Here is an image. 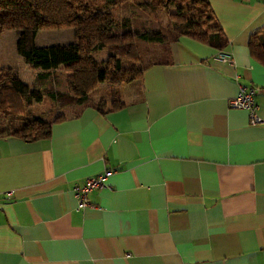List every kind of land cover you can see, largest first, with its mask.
<instances>
[{
	"label": "crops",
	"instance_id": "obj_1",
	"mask_svg": "<svg viewBox=\"0 0 264 264\" xmlns=\"http://www.w3.org/2000/svg\"><path fill=\"white\" fill-rule=\"evenodd\" d=\"M206 2L223 50L147 43L139 79L107 90L117 103H52L67 113L47 138L0 139V264H264V67L246 46L264 1ZM238 86L261 124L227 106ZM107 169L79 207L73 190Z\"/></svg>",
	"mask_w": 264,
	"mask_h": 264
},
{
	"label": "trees",
	"instance_id": "obj_2",
	"mask_svg": "<svg viewBox=\"0 0 264 264\" xmlns=\"http://www.w3.org/2000/svg\"><path fill=\"white\" fill-rule=\"evenodd\" d=\"M118 3L113 0H0V35L19 32L16 52L34 71L33 89L25 94L26 87L19 80L17 70L0 67V139L33 142L47 138L51 125L64 116L58 114L53 120L45 121L27 113L32 101L38 102L43 96L60 108L88 105L89 95L97 85L106 83L114 89L139 79L144 65L135 40L161 45L169 39L186 37L217 51L227 45L206 0L137 3L136 7L144 12H163L167 16L168 26L163 31L131 30L128 20L116 21L113 8ZM123 27H129L130 31L114 32L115 28ZM62 30H73L70 43L34 45L37 32ZM246 46L250 57L264 67V26L249 36ZM103 50L108 53L104 61L93 58ZM63 74L67 93L54 91L52 87L59 85ZM117 102L113 92L110 105ZM93 106L101 112L105 103L99 101Z\"/></svg>",
	"mask_w": 264,
	"mask_h": 264
},
{
	"label": "rangeland",
	"instance_id": "obj_3",
	"mask_svg": "<svg viewBox=\"0 0 264 264\" xmlns=\"http://www.w3.org/2000/svg\"><path fill=\"white\" fill-rule=\"evenodd\" d=\"M115 2H120L116 5V8H113V16L116 21H120L123 19H126L129 21V27L131 30H152V29H158L163 31L168 26V19L163 12L161 13H155L152 14L150 12H144L136 7V4L144 1V0H131L129 2L124 0H113ZM172 10V9H171ZM126 23H128L126 21ZM129 27H123L121 29L115 28V33L120 34L124 30H129ZM71 32H73L71 30ZM16 31H8L5 33H2L0 35V67L3 68H11L16 69L18 72V76H21V79L24 83H26L28 92L33 89L32 87V77L34 74L33 70H30L28 67H26V64L23 62V59L17 54L16 48H15V39H16ZM68 33H66V30L63 31H47V32H37L35 39H34V45L37 47L41 46H48V45H58L62 44L64 42H68ZM134 44L137 46L139 57L141 59H145L143 64H146V56L152 57L153 52L157 51L159 46H153V45H147L139 41H134ZM64 45V44H63ZM108 53L106 51H100L93 55V58H95L97 61H104L107 57ZM150 61H154V59L147 58ZM148 62V63H149ZM142 64V65H143ZM59 74H61L60 70H57ZM64 74L60 75L59 79V85H54L53 90L67 93V89L65 86V80H64ZM46 88H49L46 86ZM113 88H110V86L106 83L97 85V89L94 90L89 95V101L90 104L92 100H98L102 101L103 103H108L110 101L108 99L107 90L112 92ZM52 89L50 91H53ZM110 95V94H109ZM42 101L41 104H36L37 102L33 103L29 108L28 112L34 116H38L37 113L41 112L42 119L44 120H50L51 118H54V116L57 114V112L61 114H66V109L58 111L50 101H48L44 96L40 100ZM33 102V101H32ZM96 102V103H97ZM95 104V103H94ZM110 104V103H109ZM54 107V108H53ZM52 110V112H49ZM68 115V114H67Z\"/></svg>",
	"mask_w": 264,
	"mask_h": 264
},
{
	"label": "built area",
	"instance_id": "obj_4",
	"mask_svg": "<svg viewBox=\"0 0 264 264\" xmlns=\"http://www.w3.org/2000/svg\"><path fill=\"white\" fill-rule=\"evenodd\" d=\"M221 61L227 62V64H232V62L228 59H221ZM255 94L256 90L254 87L238 86L236 97L227 101V106L229 108L243 110L247 112L248 123L250 125H258L262 122V120L258 117L256 113V106L254 103ZM111 174L112 171L110 169H107L103 173L95 177L87 178L85 182H83L81 187L75 188L73 191L74 195L77 198L78 206L82 208L89 206L86 202L87 195L94 190L103 188L106 179Z\"/></svg>",
	"mask_w": 264,
	"mask_h": 264
}]
</instances>
